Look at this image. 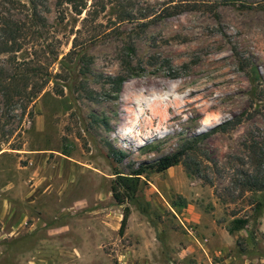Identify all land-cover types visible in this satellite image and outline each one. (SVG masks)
I'll use <instances>...</instances> for the list:
<instances>
[{
  "label": "rangeland",
  "instance_id": "obj_1",
  "mask_svg": "<svg viewBox=\"0 0 264 264\" xmlns=\"http://www.w3.org/2000/svg\"><path fill=\"white\" fill-rule=\"evenodd\" d=\"M204 1L75 0L78 13L69 0H0V26L30 28L0 52V264H264V207L253 221L252 205L264 191L238 192L227 163L264 126L263 103L198 143L188 160L209 180L182 163L145 169L119 233L116 172L260 102L264 0ZM28 60L40 72L9 81ZM235 217L251 221L229 233Z\"/></svg>",
  "mask_w": 264,
  "mask_h": 264
},
{
  "label": "trees",
  "instance_id": "obj_2",
  "mask_svg": "<svg viewBox=\"0 0 264 264\" xmlns=\"http://www.w3.org/2000/svg\"><path fill=\"white\" fill-rule=\"evenodd\" d=\"M69 2L73 3V9L80 13L79 8H77L78 4H74L75 0H69ZM178 3V6L182 8L195 9L200 4H207L208 2L204 0H179ZM167 14H169V12H167ZM33 15L34 17H32V25H44L43 19L37 14V12L34 11ZM128 15L129 14H124L122 16V20L126 19ZM29 29L30 28H27L25 24L20 21H13L12 19L7 20L6 17H3L1 19L0 26V52H8L12 49H15L14 46L17 45L16 39L19 37V33L21 32V35L25 36ZM125 65H127L126 69L129 71L128 73L133 74L132 69L130 66H128L129 62H126ZM38 72H40V70H38L35 66H30V61L28 60L23 61L21 66L16 68V72L7 77L9 81L16 80L18 76L22 80L27 81L29 73H34L35 75V73L37 74ZM252 72H254V69H252ZM124 80L125 76L123 75L116 77V82L118 85H121ZM255 89L250 92L251 99L254 100L256 98L257 101L260 102L256 103L255 101H251V106L254 104L253 110L249 112H240L230 119H227L211 127L209 130L195 134L193 137L183 142L176 150L160 156L151 163L140 165L129 174L116 172V177L111 190L115 201L122 205V219L120 221L119 227L120 234H122L126 229L130 215V207L126 205L125 202L127 199L134 197L138 189L139 178L144 173L145 169H150L154 172H162L172 166L182 163L190 173L200 174L204 179L209 180L208 174H201V168L199 167L201 164H195L193 159V162H190L188 159L192 158V153H195L196 150H199L198 143L211 132L216 130L224 132L228 129L238 126L245 120L252 119V117L255 116V113L259 107L264 105V88L259 91H256ZM40 90L41 86L37 87L36 90L33 91V95ZM19 95L21 94L19 93ZM261 103L263 104L261 105ZM240 146V154H233L227 159V163L232 167V173L230 175L231 185L240 193L246 191H264V126H255L249 129L242 138ZM252 205L254 221V219L260 216L264 207V201L254 200ZM250 221L251 218L248 217H235L229 222L227 231L229 233H235L236 231L244 229L250 223ZM249 235L252 242H254L255 237L253 236L252 231Z\"/></svg>",
  "mask_w": 264,
  "mask_h": 264
}]
</instances>
